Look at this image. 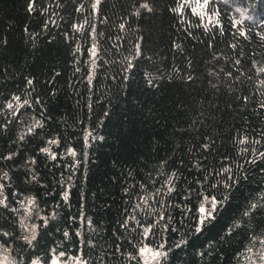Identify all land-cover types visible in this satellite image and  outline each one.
<instances>
[{"label": "trees", "instance_id": "1", "mask_svg": "<svg viewBox=\"0 0 264 264\" xmlns=\"http://www.w3.org/2000/svg\"><path fill=\"white\" fill-rule=\"evenodd\" d=\"M184 3L0 0V243L15 264H145V246L164 254L151 264H260L264 0H210L206 17Z\"/></svg>", "mask_w": 264, "mask_h": 264}, {"label": "snow or ice", "instance_id": "2", "mask_svg": "<svg viewBox=\"0 0 264 264\" xmlns=\"http://www.w3.org/2000/svg\"><path fill=\"white\" fill-rule=\"evenodd\" d=\"M100 3H101V0H95V4L93 5V8L98 10ZM193 3H194L195 6L192 7V9H191L192 13L197 15V16H200V17H206L207 13H206L205 9L208 8L210 0H185V3L181 4L179 8L174 9V11L183 12V10H184L186 5L193 4ZM141 7L146 9L149 12L152 11V9L149 7V5L147 3L142 4ZM138 14L139 13H137V15ZM121 27L123 28V25H121ZM96 55H97V50H96L95 47H93L92 56L95 58ZM260 71L264 72V68H261ZM27 83L29 85H31L33 82L31 80H28ZM14 99L17 102L20 101V97L19 96H15ZM24 103L27 104L28 102L24 101ZM16 106H20V105H16ZM7 107L9 109H13L15 106H14L13 103L10 102V103H8ZM40 126H42V125L39 122H37V124L35 125V127H40ZM28 131L32 132L33 128H29ZM20 139L22 140L23 136H21ZM49 143L56 144V143H58V141L52 140V141H49ZM41 151L45 152V153H48L51 156V159H53V160L56 159V155L54 153H51L50 149L43 148V149H41ZM70 154L72 156L76 155L74 150L71 151ZM5 158L6 159H11V156H8V157H5ZM226 171H227V169H226ZM4 175L7 176V173H5ZM2 188H3V185H0V189H2ZM64 198L67 199V194H65ZM206 200H207V204H201V206L199 207V213H200V217L201 218L198 221L197 231L202 230L203 226L205 225V223L207 221H209L211 219H214L213 213L217 210L218 205L220 203H222V201H217L215 197L206 198ZM30 203H35V201L32 200V201H30ZM0 205H4V200H0ZM4 206L6 207L7 205H4ZM253 207H255V206H253ZM3 235L7 236L8 233L5 232V233H3ZM67 235L68 234L65 233V236H67ZM35 238H36L35 235H33L31 237V239H28L27 237H25V239L27 240V242L29 244H31L32 240H34ZM2 247H3V245H0V248H2ZM141 252H142V254H149L150 253L153 259L159 258L162 255H164L161 252L153 251L150 248H143V249H141ZM0 264H9L8 257L4 256L2 259H0ZM32 264H38V261H33ZM53 264H58V261H54ZM78 264H87V262L83 261V260H79Z\"/></svg>", "mask_w": 264, "mask_h": 264}, {"label": "rangeland", "instance_id": "3", "mask_svg": "<svg viewBox=\"0 0 264 264\" xmlns=\"http://www.w3.org/2000/svg\"><path fill=\"white\" fill-rule=\"evenodd\" d=\"M224 2H227L228 4L233 6V1L234 0H222ZM194 3H193V7H194ZM28 214H31V210L27 209ZM23 225H24V230H25V235L26 237H31L34 234L35 231V226L30 223V219H28V217L26 216V218L23 219ZM0 245H2L0 243ZM143 248H150L153 251H159L158 249H154L151 248L149 246H145ZM141 248V249H143ZM141 256L145 262V264H151L152 262L158 260L159 258L153 259L151 254H142L141 250H140ZM4 256L8 257L9 260V264H15V260L13 259L10 249L7 248L6 246L3 245L2 248H0V259H2ZM79 260H83L82 258H80L79 256H69V257H62L61 254H57L55 256L52 257V259L50 260L49 264H53L54 261H58V264H78ZM33 261H38V264H42V262L39 259H34ZM32 261V262H33ZM85 261V260H83ZM32 262L30 264H32ZM260 264H264V255L262 256L261 260H259Z\"/></svg>", "mask_w": 264, "mask_h": 264}, {"label": "clouds", "instance_id": "4", "mask_svg": "<svg viewBox=\"0 0 264 264\" xmlns=\"http://www.w3.org/2000/svg\"><path fill=\"white\" fill-rule=\"evenodd\" d=\"M246 19H251V17H245Z\"/></svg>", "mask_w": 264, "mask_h": 264}]
</instances>
